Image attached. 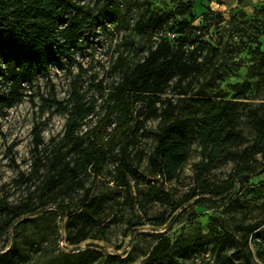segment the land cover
Returning a JSON list of instances; mask_svg holds the SVG:
<instances>
[{
	"label": "rangeland",
	"instance_id": "obj_1",
	"mask_svg": "<svg viewBox=\"0 0 264 264\" xmlns=\"http://www.w3.org/2000/svg\"><path fill=\"white\" fill-rule=\"evenodd\" d=\"M68 1L72 9L92 8L97 22L84 31L82 48L70 58L64 53L50 63L46 73L26 85L21 98L0 110V200L25 203L37 190L35 199L40 201L41 178L33 167V128L42 127L44 145L51 150L62 141L68 119V114L54 112V108L42 109V97H49L54 88L57 99L66 102L78 87L85 99L94 97L101 111L104 96L99 84L107 92L121 78V72L113 70L118 57L123 54L132 66L160 39L173 41L180 23L192 16L190 7L196 15L192 25L203 29L202 59L207 68L194 82L189 98L181 102V114H188L198 97L194 93L200 90L226 98L244 95L253 104L264 101V72L259 66L264 51V0H114L117 12L105 16L99 10L104 0L100 4L98 0ZM149 10L170 15V19L158 28L147 22L137 26L140 18L146 15L147 19ZM5 93L3 88L0 96ZM167 95L178 97L171 89ZM91 117L93 122L98 118L97 114ZM159 122V117L150 118L138 135L128 185L120 182L117 147L99 173L89 168L83 185L50 196L52 206L20 217L10 229L1 222L0 254L17 242L26 254L10 264H145L163 234L176 258L164 257L156 264H216L223 241L230 236L233 242L225 250L240 253L236 264H264V173L237 179L234 197L211 199L203 186L227 179L233 161L222 160L211 167L204 185L199 186L195 164L202 159L201 148L196 129L191 128V152L183 168L172 179L154 176L149 158L157 145ZM240 127L250 139L254 137L247 119ZM41 172H46L45 166ZM87 188L103 200L104 210L86 230V238L74 244L76 234L69 232L67 222L78 213ZM52 210L56 214L48 215ZM0 264L9 263L6 259Z\"/></svg>",
	"mask_w": 264,
	"mask_h": 264
},
{
	"label": "trees",
	"instance_id": "obj_2",
	"mask_svg": "<svg viewBox=\"0 0 264 264\" xmlns=\"http://www.w3.org/2000/svg\"><path fill=\"white\" fill-rule=\"evenodd\" d=\"M113 5L114 0H104L99 9L101 15L116 13ZM190 10V20L180 23L179 35L174 39L176 34L173 33V41L168 37L160 39L142 60L132 66L123 54L118 57L113 70H119L121 78L107 92L102 83L99 84V92L104 96L101 111L97 110L94 97L85 99L78 87L66 102L57 99L54 88L49 97H42V109L54 108V112L68 114L65 134L62 141L48 150L44 145L42 127L39 124L34 126L33 167L41 178L40 201L35 199L37 190L25 203L12 205L6 198L0 200V223L5 229H10L20 217L34 215L43 206H52L50 196L53 194L70 192L83 185L89 168L99 173L117 147L120 182L128 185L132 148L152 117L160 118L157 145L149 158L154 176L172 179L183 168L191 152V128L196 129L201 148L202 159L195 164L199 186L204 183V176L211 167L222 160L233 161V170L227 179L203 186V193L210 194L211 199L234 197L237 179L264 173V101L253 104L246 101L244 95L226 98L200 90L194 93L198 97L188 114H181V102L189 98L194 82L207 68L202 59L203 29L192 25L196 15L191 7ZM92 11V8L88 11L72 9L68 0H0V91L6 90L5 95L0 96V110L21 98L26 85L32 83L38 74L46 73L50 63L64 53L70 58L75 50L83 47L84 31L97 22ZM147 13V19L146 15L140 18L137 26L147 22L158 28L170 19V15L161 16L155 10ZM262 53L259 66L264 72V51ZM170 89L178 97L167 95ZM142 102L147 104V113L137 117V104ZM94 114L98 118L93 122L91 116ZM244 119L254 129L252 139L240 127ZM85 125L88 127L83 131ZM86 140L88 145H85ZM42 166L46 167L45 173L41 172ZM103 210V200L92 195L87 188L80 207L75 211L78 213L70 215L67 222L69 232L76 234L72 243L79 244L86 238V230ZM55 214L53 210L48 213ZM161 235L145 264H156L164 257L176 258L169 239ZM230 242H233L230 236L223 241L216 264H236L240 253L225 250ZM245 246L249 258L252 257L248 238ZM21 250L20 245L13 242L0 254V263L6 259L9 264L14 262L19 255L26 254ZM82 257L85 258L84 254Z\"/></svg>",
	"mask_w": 264,
	"mask_h": 264
},
{
	"label": "water",
	"instance_id": "obj_3",
	"mask_svg": "<svg viewBox=\"0 0 264 264\" xmlns=\"http://www.w3.org/2000/svg\"><path fill=\"white\" fill-rule=\"evenodd\" d=\"M147 113V104L145 102L141 103V106L138 107L136 111V116L137 117H142Z\"/></svg>",
	"mask_w": 264,
	"mask_h": 264
},
{
	"label": "built area",
	"instance_id": "obj_4",
	"mask_svg": "<svg viewBox=\"0 0 264 264\" xmlns=\"http://www.w3.org/2000/svg\"><path fill=\"white\" fill-rule=\"evenodd\" d=\"M173 36H174V34H173Z\"/></svg>",
	"mask_w": 264,
	"mask_h": 264
}]
</instances>
